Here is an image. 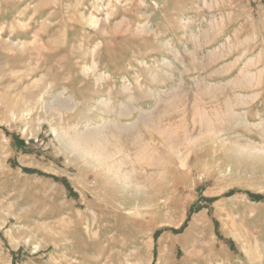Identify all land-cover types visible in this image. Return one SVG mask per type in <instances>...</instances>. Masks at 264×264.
<instances>
[{
  "label": "rangeland",
  "instance_id": "rangeland-1",
  "mask_svg": "<svg viewBox=\"0 0 264 264\" xmlns=\"http://www.w3.org/2000/svg\"><path fill=\"white\" fill-rule=\"evenodd\" d=\"M0 264H264V0H0Z\"/></svg>",
  "mask_w": 264,
  "mask_h": 264
}]
</instances>
